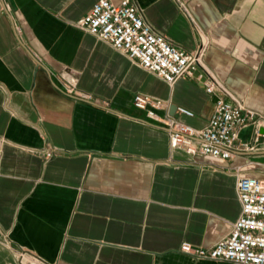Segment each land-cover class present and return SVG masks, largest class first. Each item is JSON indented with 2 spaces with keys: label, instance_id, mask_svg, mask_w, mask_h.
Returning a JSON list of instances; mask_svg holds the SVG:
<instances>
[{
  "label": "crops",
  "instance_id": "crops-1",
  "mask_svg": "<svg viewBox=\"0 0 264 264\" xmlns=\"http://www.w3.org/2000/svg\"><path fill=\"white\" fill-rule=\"evenodd\" d=\"M95 1L0 0V264H232L180 246L228 236L236 178L264 180L263 137L240 129L227 160L171 150L132 98L200 129L216 94L200 69L167 85L76 27ZM129 1L172 47L204 45L207 71L264 118V0Z\"/></svg>",
  "mask_w": 264,
  "mask_h": 264
},
{
  "label": "built area",
  "instance_id": "built-area-1",
  "mask_svg": "<svg viewBox=\"0 0 264 264\" xmlns=\"http://www.w3.org/2000/svg\"><path fill=\"white\" fill-rule=\"evenodd\" d=\"M75 26L108 43L124 54L142 70L155 75L167 85L177 79L191 76L200 69L205 79L203 90L215 95L212 113L204 127L192 128L171 117H159L155 111L164 105L142 96L132 98V106L145 117L162 124L168 132L171 150H180L191 157L207 156L218 160L231 157L238 131L248 125L255 127L254 142L260 136L259 128L264 118L248 110L203 65L204 45L183 52L172 47L161 35L152 31L141 19L138 9L129 0L112 4L109 0L95 1L88 12L75 22ZM200 76L198 75V78ZM178 114L191 117L192 113L176 108ZM197 141L198 144L194 142ZM242 150H252L247 144ZM235 192L239 203V215L232 223L226 238L217 241L208 250L192 248L187 244L180 251L193 258L232 264H264V180L238 176ZM25 254L18 256L24 264ZM31 264H41L34 260Z\"/></svg>",
  "mask_w": 264,
  "mask_h": 264
},
{
  "label": "water",
  "instance_id": "water-1",
  "mask_svg": "<svg viewBox=\"0 0 264 264\" xmlns=\"http://www.w3.org/2000/svg\"><path fill=\"white\" fill-rule=\"evenodd\" d=\"M259 134L263 137L264 139V128H262L261 130H259Z\"/></svg>",
  "mask_w": 264,
  "mask_h": 264
}]
</instances>
